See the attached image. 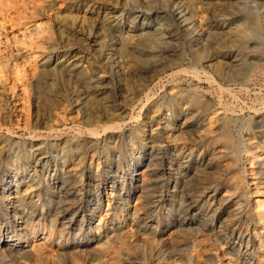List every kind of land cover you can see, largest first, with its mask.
I'll return each mask as SVG.
<instances>
[{
	"label": "bare ground",
	"instance_id": "1",
	"mask_svg": "<svg viewBox=\"0 0 264 264\" xmlns=\"http://www.w3.org/2000/svg\"><path fill=\"white\" fill-rule=\"evenodd\" d=\"M232 1L233 0L167 1L166 5L169 4L172 6L170 11L178 20L179 25L183 27V30L187 32V41L196 44V46H194V44L190 46L191 48L195 47L192 50L193 58L191 59H195L197 64L202 68L201 71L204 72V75H202L201 71L198 69H194V66L192 70L195 76L194 78H197L200 82L205 78L207 82L214 83L215 79L209 76V71H213V75L218 76L221 83L244 78L254 68V60L264 53V49L259 43H254L250 46L245 45V34L243 35L240 30L234 31L232 27L230 29L229 23L219 22L214 24L213 22L212 24V21L219 20L221 9L230 11L229 13L232 14V16L233 14L239 13V11H244L243 8L245 7H242L241 1ZM18 3L17 0L16 4L0 0V47L3 43L15 46L16 56L22 59L24 63L22 67L13 65V67L9 65L2 66L4 55H0V94L15 102L18 116L24 118L23 124L26 126H29L28 117L31 114H29L30 110L27 108L26 104H21L20 101L23 97L28 98L30 85L42 84L45 79H47V76L51 73L48 63L52 58L57 56H63V59L60 60V70L58 71L62 73L60 75H62L64 82H69L71 79L76 78L88 91L84 99H78L72 94L70 100L71 105L77 109H87L85 110L86 112H107L106 110L110 107H108V101H110V99L107 100L108 97L103 88L104 86H101L104 81L103 76L105 75H99L97 69H93V59L84 60L83 56L79 53L77 54V51L75 52L76 48L78 49L80 46H84L82 43L83 39H87V43L89 42L94 46L96 55L104 57V64L111 70H113L114 63L117 62L118 53L123 52L134 57L136 62L135 66L126 62H120L118 65V68L122 69L123 73L126 75V77H124V75L123 77L126 78L125 85L127 89L132 90L136 88L137 90H141L144 86L141 85V83L130 82L128 78L130 75H134L137 70H143L142 72L147 74L149 80L152 81L155 78H159L161 75L167 78L170 77L169 79H174L187 69L186 67H184L186 69H178L183 65V59L180 54L177 56L174 55L172 58H167L164 55V57H161L165 50L169 48L168 44L171 43L169 39L176 40L179 38L178 35L177 37L175 34H172V32H166L162 37V35L155 32L133 34V29H127V33L124 34L117 44H108L106 41L107 29L111 27L116 28V22L114 23V10L112 9L111 11L104 12L98 17V23L103 26V31L100 30L101 32L97 34L96 32L90 31L91 27L89 23L92 22L82 17L76 18L73 16L75 13H73L72 5V7L70 5L61 6L53 15L60 26L63 27V30L60 32L61 35L70 42L71 39L73 40V37L71 36L72 32L69 33V30L75 29L79 32L86 29V31H84L85 36L82 40L74 39V41L77 42V47L71 48L68 51H64L63 48V50H58L54 47L52 35L46 25L39 22H33L29 25L25 22V24L22 23L21 25L13 23L15 20L18 21L21 18L25 19V17L30 14L34 15L38 13L44 7L31 3V6H26L29 3H25L20 7V3L17 5ZM167 8L169 7L167 6ZM140 16H142V14L137 15V17ZM247 17L253 27L258 28L260 31L264 29V15L255 16L253 14H247ZM3 21L6 22L4 23ZM195 28L197 29L195 30ZM227 32L229 34V39H226L227 36L225 38L226 40H222L221 36ZM2 35L5 36L1 37ZM80 37H82V35ZM163 38L165 40L168 39V41H165ZM202 45H205V47ZM175 47L177 48V46ZM207 50H210V52ZM232 51L235 52L232 54ZM116 64H118V62ZM168 71L172 72L170 73ZM250 75L252 74L250 73ZM173 82L175 83V79ZM172 86L164 101L175 107L174 115L172 116L173 119L170 120V123L168 122L166 124H164L165 121L160 119L161 121H158V123L154 125L157 126L158 130L160 129V133H167L165 137L168 139V142L171 146L177 148L175 149L176 161L167 163L163 160L162 156L158 158L153 156V149L156 144H158V139L153 136V134L150 137V142L153 143L151 151L142 153L141 147L147 145L146 139H148L149 136L137 132L134 133L135 135L133 134L135 144H131L132 147L130 150L125 140H118L116 142L111 139L104 144V147L109 146L112 148L113 154L111 153V158L116 162V164L113 167L111 166V169L108 170L111 174L108 181H99L97 178H88L85 181L82 178L81 181L82 175L77 167H79V163L83 158L91 154L89 151L91 145L83 147V144L75 142L76 144H72L68 148L66 154L71 160L75 157L74 161L77 159V163H68L66 168H62L61 171L57 170L61 172L60 177L62 180L55 186L57 189L49 190L47 201L51 199L52 195H58L51 200L52 208L53 205H55L51 213L53 217H51V223L45 222L46 220L42 221L43 218L38 217V208L40 207L43 210L46 205L45 202L44 204L42 203V200H45L43 193L44 187L39 180L31 179V181L25 182L24 185L27 186L24 189H19V185H16L19 190H10V195L6 194L4 191L0 194V215L4 218L5 224H9L8 227L4 226L3 229L7 232H9V229L13 232L15 231L13 235H8V239L4 242L10 243L11 240L23 239L25 242L22 246L24 249L22 251L32 254L38 264H56L52 260L54 256L49 255L48 252L45 253L46 251H43V246L51 237L55 238V236L58 235H69L70 231L68 229L75 226L73 215L70 217L69 215L80 211L83 213L85 211L86 214L88 211L86 212L84 209L88 208L89 213L95 210L98 212L95 215L94 222H92L90 226V229L97 233L94 234L96 236L95 243L92 246L94 250L91 251V249L88 250L89 248H86L90 254L89 258L93 260L97 259L95 264H128L129 262L131 264V262L137 263L136 261L138 260L147 264H163V259H161V257L156 260L149 259L150 250L148 243H146L148 245L144 243H140L139 245L138 243H134V241L126 239L125 234L127 235L128 232H130L129 229L131 230L129 225H140L141 222H145L144 220L147 219L148 215H152L151 213L159 214L163 210L161 209V205L159 206V200L168 185L166 181L175 176L174 181H177L179 178L181 179V183L176 189L169 187V195L172 194L174 197L169 207L171 208V213L175 219H181L182 212L188 208L193 211V215L196 216L201 224L198 225V230L194 232L191 228L192 222L188 223L186 226H174L173 229L171 228V222H169L170 226L169 231L166 233L167 236L162 235L161 241H165L168 238L172 239L176 230L183 232L181 240L178 241V249L182 255H185L186 264H264V116L262 117L261 112L255 111V120L244 124L247 128V136L244 141H241L237 138L238 131L236 135L234 132V126L238 117L231 107L226 106L221 101H216L217 103L213 105L211 103L209 104L208 101L207 103L204 102L205 97L199 92L200 90H196L200 87L196 86L193 91L181 90V88L177 86V81L176 84ZM214 87L216 88V86ZM218 87L220 90L221 86L218 85ZM222 89L224 90V88ZM148 91L149 90H147V93ZM74 92L75 90L73 93ZM98 94H103L102 98H100L102 101L96 96ZM145 96L149 97V94ZM156 106L157 107L152 109V111L160 113L158 102ZM64 108V113H66L69 108ZM61 112L63 113V111ZM12 113L13 112L9 109L8 114ZM77 115L74 116L73 119H77ZM173 121L177 122L173 123ZM237 122H239V120ZM110 126L111 125L104 127L109 128ZM111 127L114 128V126ZM96 129L98 128L90 127L87 132L89 131L92 136L97 135L98 130ZM179 130L180 132L177 133ZM241 130L240 128V132ZM188 133L194 134V140L196 141L194 146L195 149L199 152L201 151L202 154L205 153L206 157L200 161L194 171L195 176L191 175L190 172L187 176H180V173L189 170L183 163L184 161H182L186 155L184 148L186 144L184 145V143H188L186 141ZM179 144L184 147H179ZM37 149L40 150L41 147ZM25 153L22 151L19 156L24 157L26 155L27 158L33 156L28 154V152ZM43 159H36V162L39 164ZM142 160L144 161L142 162ZM105 162V160L101 162H94L92 160L89 165L91 173L95 170V175L99 176L105 168ZM129 165L133 167L132 174L134 175L135 182L138 184L137 186H139V190H137L132 197L130 196L125 200L123 199V195L132 181H130L131 178L120 175V173H125L127 170L126 167ZM69 166L71 167L68 168ZM3 172L4 180L5 178L9 180L12 175L10 166H0V175L3 174ZM38 175L39 174L36 176L38 177ZM75 177L76 180L74 179ZM1 180L0 184L2 182ZM77 180L81 182L84 181L83 185H81V182H76ZM117 182L122 184L120 188L117 187ZM85 185L88 186L86 187L87 189H85ZM0 187L5 190L7 184L4 182ZM172 191L174 193H171ZM62 192L64 193L62 194ZM86 193H93L98 198L102 197V199L100 198L101 201H94L97 197L90 195V198L94 201L90 203L89 200H83V196ZM60 194L62 196H59ZM105 202L107 208L104 210L103 204ZM119 203H123L124 206L122 211L127 214H121L119 226H113L114 222L110 215L111 207ZM17 212H22L24 215L20 216L16 214ZM11 213L14 214L15 218L8 220L7 218ZM118 213L119 211L116 210L115 215ZM60 214L63 215L60 216ZM85 214H82V220L86 218L87 215ZM2 227L3 226H0L1 229ZM125 227L127 228L125 231H118V233H115V231L117 232L116 229L119 228L120 230ZM141 228L143 233L148 232V230H150L149 233L154 235L156 233L147 223ZM82 229L80 228V232ZM100 229L105 231L102 235H100L98 231ZM39 233L42 234L41 241L36 239ZM13 236L17 237L13 239ZM206 236H214L215 239L219 238V240H225L223 245L221 244L222 242L219 243L222 246V255L219 251H213L212 258L205 257L203 247L208 243L205 244ZM212 238L210 239L212 240ZM153 242H157V239H154ZM79 245L80 244L73 243L69 245L73 246L74 249V252L70 253V258L76 259V256H82L84 255V251H87L86 249H82L84 246L80 247ZM64 246L66 245L64 244ZM151 247L153 248V246ZM5 248H7V250H12L9 247ZM218 248L219 247H217V249ZM3 258L4 254L0 253V261H3ZM177 262L176 264H178ZM71 264L76 263L74 262Z\"/></svg>",
	"mask_w": 264,
	"mask_h": 264
},
{
	"label": "rangeland",
	"instance_id": "2",
	"mask_svg": "<svg viewBox=\"0 0 264 264\" xmlns=\"http://www.w3.org/2000/svg\"><path fill=\"white\" fill-rule=\"evenodd\" d=\"M5 1L16 4V0H5ZM12 1H14L15 3ZM23 1L24 0H17V2L20 3V5L19 3L17 5L21 7L22 4L24 5L25 3L27 4L29 3L26 6H31L30 5L31 3L34 5H42L44 8L40 10L38 13H35L34 15L33 14L28 15L27 17H25V19L21 18L22 21L24 20L23 22L21 21V19H19L18 21L15 20L13 23H15L16 25L18 24L21 25L22 23L23 24L26 23L29 25V24H32L33 22H37V23L39 22V23L46 25L52 35L54 47L57 48L58 50L64 49V51H68L71 48L77 47L78 46L76 45L77 42L74 41V39L76 38L75 40H78V39L82 40L85 36L84 31H86V29H83V31H79V32L76 31L75 29L69 30V33L72 32L71 36L73 37V40L71 39L70 42L67 40V38L62 36L60 32L61 30H63V27L60 26L59 22L56 21V19L53 16L55 14L54 12H56L61 6H64V5L71 6L72 5L73 7L72 6L71 7L73 8V13H75L73 14V16L76 18L82 17V18L89 20V22H92V23H89L87 21L91 27L90 31L94 33L96 32L97 34L103 31L102 29L103 26L98 23V17L104 12L111 11L112 9L114 10L113 11L115 15L114 23L116 22L115 24L116 28L111 27L107 29L106 41L108 44H112V43L117 44L119 40L124 36V34L127 33L126 32L127 29H133L132 31L133 34L155 32V33L162 35V37L163 35L166 34V32H172V34H175L176 36L178 35L179 38L176 40L169 39V41H171V43L168 44L169 48L165 50V52L162 54L161 57L165 56L167 58H172L174 55L177 56L178 54H180L181 58L183 59V65H182L183 67L181 66L178 69H182L184 67L187 68V69L184 68L186 70L182 74H179L177 77L174 78L175 83L173 82L174 79H169L170 78L169 76H168L169 78H167L166 76H162V75L159 76V78H155L151 81L148 78L149 76L145 74L144 72H142L143 70L141 71L137 70V72H135L134 75H130L128 78L130 82L141 83V85H144V86L141 88V90H137L136 88H135L136 90L127 89L125 85L126 78H124L126 77V75L123 73L122 69L118 68V65L120 64V62L121 63L126 62V63H129L135 66L136 62H135L134 57L132 55H128L123 52L118 53L117 54L118 64H116L117 62L114 63L113 70H111L110 68L106 67V65L104 64V61H103L104 57H99L98 55H96L94 51L95 49L94 46H92V44H90L89 42L87 43V39H83L82 43L84 46L82 47L80 46L78 49L76 48L75 52L77 51V54L79 53L81 56H83L84 60L93 59L92 61L93 69L96 68L97 73L99 75H102V74L105 75V76L102 75L104 78V81L101 84V86H104L103 88L105 89V92L108 97L107 100L110 99V101H108V107L109 106L110 107L106 110L107 111L106 113L97 112L98 113L97 114L95 113V111L94 113L86 112L85 110L87 109H84V108L77 109L71 105L70 100H71L72 94L78 99H84V97H86L85 94H88V91L85 88V86H83V84L79 82V80H77L76 78L71 79L69 82L68 81L64 82L62 75H60L62 73L58 71L60 70V60L63 59V56L54 57L49 61L48 66L50 67V70H51L50 75L47 76V79H45V81L42 84L30 85L28 98L23 97L22 100L20 101L21 104H26L27 108H29L30 110L29 114L31 115H29L28 117L29 126L24 125L23 124L24 118L22 117L20 118L18 116V112L16 109L17 105L15 104V102L5 96L3 97L0 94V104H1L0 105V110H1L0 111V123H1L0 125V166L6 167L7 165H9L11 173H12L9 180H7L6 178L4 180V172L3 174L0 175V178L2 179V180L0 179L2 181L0 185L2 186L4 182L7 184V187L5 188V190H3L2 187H0L1 188L0 194H2V192L4 191L6 194L10 195L9 193L12 190L18 189L16 185H19V189H24L27 186V185H24L25 182L31 181V179H35L37 181L39 180V182H41L44 187L43 193L45 196V200H42V203L43 204L44 202L46 203L43 210L40 207L38 208V211H39L38 217L39 218L42 217L43 218L42 221L46 220L45 222L51 223L50 220L53 218L51 216L52 215L51 213L53 212L55 205H53V208H52L51 200L55 198V196H58V195L54 194L52 195L50 200L47 201V199L49 196V190L57 189L55 188V186L58 185L60 181L62 180L60 177V173H61L60 171L62 170V168H66L68 163L72 164L73 162L77 163L78 161L77 159L74 161L75 157L71 160L66 154L68 148L72 144L80 143V144H83V147L86 145H91L90 146L91 148H89V151L91 154H89L88 157L83 158V160L79 163V167H77L80 170L79 171L80 174L82 175L81 181H82V178L84 181L87 180L88 178H97L99 179V181L100 180L108 181L111 177V174L108 172V170H110L111 166L113 167L116 164V162L112 160L111 158L112 148L109 146L104 147V144L108 140H111V139L112 141L114 140L116 142L118 140H125V143L127 142L128 149L130 150L132 147L131 144L135 142L134 137H133L135 135L134 133H137V132H141V133L146 134V136H149L148 139H146L147 145L144 147H141L142 153L151 151L153 143L150 142V139H151L150 137L153 134V136L157 137L158 139V142H157L158 144H156L155 148L153 149V156L157 158L162 156L163 160L167 163H170V162L173 163L174 161H176L175 160V157H176L175 149L177 148L170 145V143L168 142V139L165 137L167 133H163V134L160 133V129L158 130L157 126L154 125L155 123H158V121H161V120L165 121L164 124L168 122L170 123V120L173 119L172 116L174 115L175 107L172 104L169 105L168 103H166L164 99L168 96L167 94L170 91V87L172 85H175L176 81H177V86H179L181 90L193 91V89H195L196 86L200 87L196 90L197 91L200 90L199 92L202 94V96L205 97V98L203 97L205 99L203 100L206 103L208 101L209 104L211 103L213 105L221 101L226 106L231 107V109L234 110V112L236 113V116L238 117L237 121L239 120V122L236 121L235 123L234 132H235V135L238 133L237 138L241 141H244V139H246V136H247V128L244 124L246 122L248 123V122H252L255 120V113H256L255 111L257 110L261 112L262 117L264 116V53L254 60L255 61V63L253 64L255 65L253 66L254 70L252 69L251 72L249 71L253 76L250 75V73H248L249 75L247 74V76L249 77L246 76L241 79H235V80H231L230 82L221 83L218 76L213 75L214 74L213 71H209L210 73L209 76H212L213 79L216 80V82L215 80H214V83L213 82L210 83L209 81L207 82L205 78L200 82L197 78H194L195 76L192 70L193 68L198 69L199 71H201L202 69L199 66V64H197L195 59L194 60L191 59L193 58L192 50L195 47L191 48L190 46L193 45L194 42L191 43L187 41L188 39L187 32L183 30V27L179 25L178 20L175 18L173 13L170 11V8H172V6L169 4L166 5L168 0H80V1L79 0H76V1H73V0L71 1L70 0H27L26 1L25 0L24 2ZM239 1H241L243 5L242 7H245L243 8L244 11L238 10L239 13L233 14L232 16V14L229 13L230 11L221 9L219 13V16L221 18L219 17V20H217L218 22L216 20H215L216 22L212 21V24L213 22L214 24L219 23V22L229 23L230 29L232 27L234 31L240 30V32L243 33V35L245 34L246 36L245 45L250 46L254 43H259L264 49V31H263L264 29L260 31L258 28L253 27L249 21V18L247 17V14H251V15L253 14L255 16L264 15V0H239ZM113 6L117 8H114ZM167 6L169 8H167ZM141 14L142 16L137 17V15H141ZM3 22L5 23L6 21H3ZM91 24L93 25V27ZM196 29L197 28H195V30ZM80 34L82 35V37H80L81 36ZM228 35L229 34L227 32L223 36L221 35L220 36L222 37V40L223 39L226 40V39H229ZM4 36L5 35H2L1 37H4ZM165 41H168V39ZM205 45H202V46L205 47ZM175 46H177V48ZM194 46H196V44H194ZM15 50H16L15 46L11 44L8 45V43H3L1 45L0 55L1 56L4 55V61L2 57V61H3L2 66H7V65L12 66L13 65V66L22 67L24 65L22 59L16 56ZM207 51L210 52V50H207ZM234 52L235 51H232L231 53L233 54ZM168 72L171 73L172 71H168ZM201 74L204 75V72L201 71ZM217 83L219 86H221L220 87L221 92L219 90ZM210 85L213 87H211ZM214 86H216V88ZM222 88H224V90ZM104 89H103V92H104ZM72 90L73 91L75 90V92L73 93ZM147 90H149L148 93H147ZM144 94L145 95L149 94V97L151 99L149 97H146ZM102 95L98 94L96 96L100 99L102 98ZM157 102H158V105L160 106L159 107L160 113H156L152 111V109L157 107L156 106ZM64 107H66L67 109L69 108L70 110L68 109L67 112L64 113V109H65ZM9 109L13 112L12 114H8ZM61 111H63L64 114ZM76 115H77V119H73V117ZM175 122L177 121H173V123ZM109 125L114 126V128L111 126L109 128L104 127V126H109ZM90 127L98 128L96 129L98 130V134L93 135V136L90 135L89 131L87 132V130ZM240 128L242 129L241 132H240ZM151 129L154 131H152ZM179 132L180 130L177 133ZM186 137H187L186 141L188 143H184V145L186 144L185 147L179 144V147L185 148L186 155L182 159V161H184L183 163L188 167L190 171L189 170H187L188 172L184 171L183 172L184 174L180 173V176H183V175L187 176L190 173L191 175L195 176L194 171L196 170L200 161L205 159L206 154L205 153L202 154L201 151L199 152L195 149L194 146H195L196 141L194 140L193 133L191 134L188 133ZM75 138L77 139V141ZM38 147H41V149L38 150L37 149ZM22 151L23 153L28 152V154L33 155V156L30 158H27L26 155L24 157L23 156L20 157L19 155L22 153ZM40 158L42 159L44 158V159L41 161V163L38 164L36 162V159L38 160ZM92 160L94 162H101L102 160L106 161L105 168L99 176L95 175L96 174L95 170H94L95 172L94 171L92 172L93 174L90 171L89 165ZM143 161L144 160H142V162ZM40 164H43V165H40ZM70 167L71 166H69L68 168ZM126 169H127L126 172L125 173L121 172L120 175H125L131 178L130 181H132V183L129 184V187H127L125 194L123 195V199L125 200H127L128 197L130 196L132 197V195L135 192H137V190H139V186H137L138 184L137 182H135L134 175L132 174L133 167L129 165L126 167ZM57 170H60V171H57ZM37 174H39L40 176L38 175L37 177L36 176ZM74 179L76 180V177ZM174 180H175V176L169 178L168 181H166L168 185L166 187L165 192L162 194L159 200V206L161 205V209L163 210L159 214L151 213L152 215H148L147 219L144 220L145 222H141L140 224L141 226L138 224L129 225V228H131V230L129 229L130 232H128L127 235L125 234V238L131 241H134V243H138L139 245L140 243H144V244L148 243L149 245L148 244L146 245H148L149 247V250H150L149 259L151 260H156L161 257V259H163V264L165 263L166 264H169V263L176 264L177 261H178L177 262L178 264H186L187 262H185V258H184L185 255H182V253L178 249L179 248L178 241L181 240V235L183 232L176 230L175 234L172 236V239L168 238L165 241L160 240L162 238V235L167 236L166 233L169 231V226H170L169 222H171L172 229L174 226L175 227L176 226L177 227L186 226L188 225V223L192 222L191 228H192V231L194 232L198 230V227H199L198 225L201 224L200 221L196 218V216L193 215V211L188 208H186L182 212L181 219H175V217L171 213V208L169 207H170V203L174 200V197L172 194L169 195V190H170L169 187L176 189L179 187L181 183V179L179 178L177 181H174ZM81 181L77 180L76 182H81ZM84 181L81 182V185H83ZM116 185L118 188H120L122 184L117 182ZM84 187L85 189H87L86 187L88 186L85 185ZM118 188H117V192H118ZM63 193L64 192H62V194ZM171 193H174V192L172 191ZM90 195L96 196L93 193H86L83 196L84 197L83 200L85 201L89 200L90 203H93L94 201H98V200L101 201L102 199V197L98 198L96 196L97 199H94L93 201V199L90 198ZM59 196H62V195L60 194ZM105 204L106 202L103 204L104 210L107 208ZM123 206H124L123 203H119L117 205L114 204L112 206L114 209L111 207L110 215H111V219H113V222H114L113 226H116L119 224L120 222L119 218H121L120 217L121 214H125V215L127 214V213H123L122 211ZM84 210L88 212L85 214V211L84 213L80 211V212L69 215V217L73 215L74 220H75V226L72 227L71 229H68L70 231L69 235L61 236L57 234L58 236H55V238L51 237L50 239H48L47 243L45 244L46 247L48 246L47 249L45 245L43 246V251L44 252L46 251L45 253L48 252L49 255L54 256V259L52 260L56 264H71L74 262L76 264H95L96 263L97 259L93 260L89 258L90 254L88 253V250L90 249L91 251L94 250V248H92L93 244L95 243V237H96L94 234H97V233H95L94 230H91L90 226L92 222H94V219L96 217L95 215L98 212L95 210L94 212L89 213L88 208H85ZM116 210L119 211L117 215H115ZM16 214L20 216L24 215V213L22 212H17ZM82 214L87 215L84 220H82L81 218ZM61 215L63 214H60V216ZM0 216H1L0 226H3L2 229L0 228V246H1L0 253L4 254L3 261H0L3 263H0V264H38V262L32 256V254L24 253L22 251L24 250L22 246L25 240L18 239L15 241L11 240L10 243L4 242L6 239H8L7 236L13 235L15 231L13 232L11 231V229H9V232H7L5 229H3L4 226L8 227L9 224L8 223L5 224L4 218H2V215ZM14 218H15L14 214L11 213L9 214V217L7 219L10 220ZM146 223L150 227H152L153 230H155L156 232L155 235L152 233H149L150 230H148V232H145V233L141 231L142 229L141 227L142 226L144 227ZM77 225H82V226H77ZM80 228L82 229L81 232H80ZM103 229L98 230L100 235H102L105 232ZM126 229H127L126 227L120 230L118 228L116 229L117 232L115 231V233H118V231L123 232ZM38 235L39 236H37L36 239L41 241L42 234L39 233ZM16 237L17 236H13V239H15ZM205 238H206L205 244L208 242L203 247L205 257L212 258L213 251H219L222 255L223 250L221 249L222 247L221 244L223 245L225 243V240H219V238L215 239L214 236H211V237L206 236ZM210 238H212V240ZM154 239H157V242H153ZM149 242H152V243H149ZM220 242L222 243L219 244ZM71 243L80 244L79 245L80 247L84 246L82 248L84 250L86 248H89V249L88 250L86 249L87 251H84V255L76 256V259H72L69 257L71 256L70 253L74 252V249H73L74 245L69 246ZM64 244L66 246H64ZM151 246H153V248ZM5 247H9L12 250H7V248ZM217 247L219 248L217 249ZM136 262L137 263H134V262L133 263L141 264L142 261L138 260ZM133 263L131 262V264ZM49 264H52V263H49ZM128 264H130V262ZM142 264H147V263L142 262Z\"/></svg>",
	"mask_w": 264,
	"mask_h": 264
}]
</instances>
